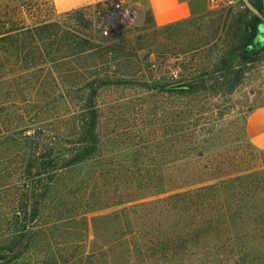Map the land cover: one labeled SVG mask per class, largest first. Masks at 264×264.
<instances>
[{"label":"trees","instance_id":"1","mask_svg":"<svg viewBox=\"0 0 264 264\" xmlns=\"http://www.w3.org/2000/svg\"><path fill=\"white\" fill-rule=\"evenodd\" d=\"M110 2L108 9L120 0L105 1L107 6ZM257 9L261 12L262 5ZM77 12H58L53 0H0V139L20 147L30 145L23 172L26 178L46 175L49 183L43 193H32L33 218L39 214L43 195L56 188L61 176L80 165L99 163L105 155L100 92L135 83L151 86L136 70L139 67H129L130 58L139 60V55L125 51L122 33H116L113 26L109 36L89 37L67 21V16ZM208 13L161 27H174ZM235 13L234 25L223 28L225 46L219 56L213 57L214 48L207 52L205 42L184 54L203 50L206 65L186 70L173 78L172 85L159 80L154 84L174 93L180 102L175 147L187 151L185 161L145 167V174L151 176L139 188L142 195L115 198L93 209L91 213L110 216L115 223L108 239L94 248L81 242L64 244L56 231L78 216H58L63 212L57 210L45 230L38 225L31 232L16 229L11 246L0 248L4 251L0 260L16 252L17 256L29 253L31 264H264V161L255 168L241 159H233L239 161L234 165L223 156L204 154L197 135L189 129V119L180 115L181 103L192 107L201 93L231 92L242 78L243 62L236 59L251 62L261 57L247 48L254 32L244 30L246 22H257L258 17L248 20L243 13ZM77 23L85 24L80 18ZM40 136L47 140L41 156L35 150ZM258 154L264 155V149ZM99 165L104 171L113 169ZM133 169L144 172L143 167ZM123 175L125 182L129 176ZM55 193L53 205L59 198ZM25 213L23 207L18 215L25 217ZM122 220L126 224L117 225Z\"/></svg>","mask_w":264,"mask_h":264},{"label":"rangeland","instance_id":"2","mask_svg":"<svg viewBox=\"0 0 264 264\" xmlns=\"http://www.w3.org/2000/svg\"><path fill=\"white\" fill-rule=\"evenodd\" d=\"M105 1L108 2L98 1L102 2L99 7H96L95 2L75 8L77 14L67 16V21L94 39L109 36L107 33H113L111 27H116V33L121 32L126 40L125 51L131 55L137 52L139 55V60L134 56L130 58L129 67L133 70L139 67L136 70H140L146 80L149 79L148 84L151 86L135 83L106 88L100 92V133L105 141V155L98 160L99 163L95 161L80 165L61 176L56 188L43 195L36 218L31 215L34 205L32 193H43L44 187L49 185L48 178L46 175L26 178L23 171L26 170V161L31 155L30 145L20 147L9 139H0V248L11 246L16 229L24 228L23 231L31 232L38 225L45 230L52 215L60 210L63 215L58 216H78L56 231L64 244L81 242L92 249L103 239H108L115 224L110 216L100 217L91 213L93 209L115 198L128 200L141 194L139 188L151 176V173L145 174V167L174 166L175 161H185L187 151H179L175 147L177 104L180 102L175 100L174 93L163 91L154 84H159V80L160 83L165 81L172 85L173 78L183 75L186 70L206 65L207 61L204 63L206 59L203 56L209 48H214L213 57L219 56V50L225 46L223 28L226 24L234 25L237 15L235 7L221 6L201 18L162 28L151 20L144 0H121L120 8L114 6L110 9L108 7L112 3L107 6ZM77 18L85 24L77 23ZM205 42L207 52L194 50L184 54ZM255 53H261L257 60H235L237 63L243 62L240 66L242 78L231 92L201 93L192 102V107H183L184 104L181 103L183 110L180 115L189 119V129L197 135L204 154H216V158L223 156L231 163L233 159H241L252 167L259 168L264 155L259 156L260 148L249 141L244 131L248 111L264 104V48L252 50V54ZM211 58L212 56L209 61L212 64ZM43 128L48 127L44 125ZM42 134H46V131ZM187 138L186 136L184 140ZM37 144L35 150L41 156L46 152L47 140L40 136ZM23 156L25 158L22 162ZM238 163L239 161H233L232 164ZM99 164L111 165L119 173H115L113 169L104 171ZM134 167H143L144 172H137ZM31 172L35 174L34 169ZM124 172L129 176L124 179L125 182L122 180ZM133 185L136 190L130 191ZM53 193L59 197L54 205L51 203ZM55 205L58 208L54 210ZM23 207L26 208L25 217L18 215ZM136 215L140 217L139 210ZM125 222L122 220L116 223L124 225ZM137 222L141 223L140 220ZM145 226H149V223L145 222ZM15 253L1 259L0 264L5 260L8 261L5 264L32 263L29 253L22 256Z\"/></svg>","mask_w":264,"mask_h":264},{"label":"crops","instance_id":"3","mask_svg":"<svg viewBox=\"0 0 264 264\" xmlns=\"http://www.w3.org/2000/svg\"><path fill=\"white\" fill-rule=\"evenodd\" d=\"M94 2H81L77 0H54L55 8L58 11L72 10ZM148 6L150 17L156 26H164L173 22L185 20L191 17L206 14L223 5L213 6L210 0H144ZM262 5L261 0H238L235 7L236 12L243 13L246 19L250 20L257 16L262 18V11L258 6ZM257 20V21H258ZM244 130L249 141L257 148L264 149V104L255 106L248 111Z\"/></svg>","mask_w":264,"mask_h":264},{"label":"water","instance_id":"4","mask_svg":"<svg viewBox=\"0 0 264 264\" xmlns=\"http://www.w3.org/2000/svg\"><path fill=\"white\" fill-rule=\"evenodd\" d=\"M262 1V18L257 22L248 21L244 24V30L247 33L254 32L250 44L247 46L248 49L260 50L264 48V0Z\"/></svg>","mask_w":264,"mask_h":264},{"label":"built area","instance_id":"5","mask_svg":"<svg viewBox=\"0 0 264 264\" xmlns=\"http://www.w3.org/2000/svg\"><path fill=\"white\" fill-rule=\"evenodd\" d=\"M210 3L213 6L223 5V6H236L238 4V0H210ZM116 8L121 7V0L118 3H114Z\"/></svg>","mask_w":264,"mask_h":264},{"label":"clouds","instance_id":"6","mask_svg":"<svg viewBox=\"0 0 264 264\" xmlns=\"http://www.w3.org/2000/svg\"><path fill=\"white\" fill-rule=\"evenodd\" d=\"M78 3H81V2H94V0H77Z\"/></svg>","mask_w":264,"mask_h":264}]
</instances>
